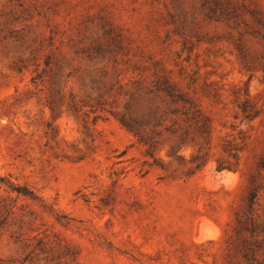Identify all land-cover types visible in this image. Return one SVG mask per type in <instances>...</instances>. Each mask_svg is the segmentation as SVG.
I'll list each match as a JSON object with an SVG mask.
<instances>
[{
  "label": "rangeland",
  "instance_id": "obj_1",
  "mask_svg": "<svg viewBox=\"0 0 264 264\" xmlns=\"http://www.w3.org/2000/svg\"><path fill=\"white\" fill-rule=\"evenodd\" d=\"M0 264H264V0H0Z\"/></svg>",
  "mask_w": 264,
  "mask_h": 264
}]
</instances>
